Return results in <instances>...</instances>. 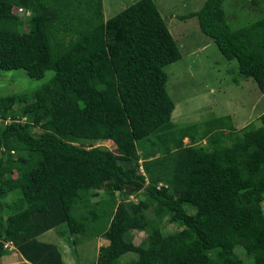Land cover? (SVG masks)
Masks as SVG:
<instances>
[{
	"label": "trees",
	"instance_id": "obj_1",
	"mask_svg": "<svg viewBox=\"0 0 264 264\" xmlns=\"http://www.w3.org/2000/svg\"><path fill=\"white\" fill-rule=\"evenodd\" d=\"M102 1L0 0V69L53 71L39 88L0 96V257L10 241L33 264H63L38 239L59 228L71 249L104 239L95 264H245L238 248L264 264V111L245 138L231 135L228 115L176 126L164 67L181 53L155 2L105 19ZM224 1L178 18L196 17L264 95V9L233 29ZM164 219L177 229L163 232ZM152 226L145 245L129 239Z\"/></svg>",
	"mask_w": 264,
	"mask_h": 264
},
{
	"label": "rangeland",
	"instance_id": "obj_2",
	"mask_svg": "<svg viewBox=\"0 0 264 264\" xmlns=\"http://www.w3.org/2000/svg\"><path fill=\"white\" fill-rule=\"evenodd\" d=\"M134 1L136 0H103L104 18L113 16ZM153 1L181 53L180 59L164 67L167 75L165 87L174 103L171 121L176 126H185L228 115L234 126L231 135L238 134L245 138L247 136L246 125L252 122L258 126L261 122L264 95L250 77L239 72L236 60H226L214 41L201 32L196 17L178 18L179 15L199 9L205 0ZM223 6L227 22L231 28L236 29L263 14L261 11L264 9V0H225ZM82 11L84 8L79 4L77 13ZM19 17L24 18L25 16ZM52 75L53 71H46L43 77L32 78L22 69H0V96L39 88ZM184 142L188 143V139H184ZM92 143L114 150L110 141ZM138 162L141 163L142 159L140 158ZM99 193L100 196L106 194L103 189ZM14 197L15 194L11 193L4 201L10 202ZM113 197L118 200V193L114 192ZM141 199H143L141 192L130 195V200L134 202ZM262 209L264 212V200ZM144 213L146 219L154 217L151 209L145 210ZM159 226L163 232L177 229V225L166 219ZM154 227L143 231L132 230L128 233V237L135 244L145 245ZM58 229L44 232L38 236V239L56 244L61 256L63 254L65 264H95L98 247L106 242L104 239L100 237L88 239L71 249L65 239L59 235ZM55 235H57L56 238ZM237 254L245 264H252V261L239 248ZM133 256V253L124 254L122 261L129 260Z\"/></svg>",
	"mask_w": 264,
	"mask_h": 264
},
{
	"label": "crops",
	"instance_id": "obj_3",
	"mask_svg": "<svg viewBox=\"0 0 264 264\" xmlns=\"http://www.w3.org/2000/svg\"><path fill=\"white\" fill-rule=\"evenodd\" d=\"M103 5H104V3H103ZM202 48H204V47H202ZM48 231H46V232H48ZM56 236L57 235H55V238H56ZM55 238H53V239H55ZM4 247L6 248V253L0 257V264H33V263L27 261L22 256V254L17 250V248L12 244V242L6 241L5 244H4ZM61 257H62V260H63V262L65 264L66 261L63 259V254H62ZM71 259H72V257H71Z\"/></svg>",
	"mask_w": 264,
	"mask_h": 264
},
{
	"label": "built area",
	"instance_id": "obj_4",
	"mask_svg": "<svg viewBox=\"0 0 264 264\" xmlns=\"http://www.w3.org/2000/svg\"><path fill=\"white\" fill-rule=\"evenodd\" d=\"M17 12L20 14V13H23V12H25L26 14H29V12L28 11H24V9L23 8H21V7H17Z\"/></svg>",
	"mask_w": 264,
	"mask_h": 264
},
{
	"label": "clouds",
	"instance_id": "obj_5",
	"mask_svg": "<svg viewBox=\"0 0 264 264\" xmlns=\"http://www.w3.org/2000/svg\"><path fill=\"white\" fill-rule=\"evenodd\" d=\"M21 8H22V7H21ZM24 11H25V9H24ZM13 12L16 13L17 15H20V16H23V14L28 15V14H26L25 12L19 14V13L17 12V10H15V9L13 10Z\"/></svg>",
	"mask_w": 264,
	"mask_h": 264
}]
</instances>
